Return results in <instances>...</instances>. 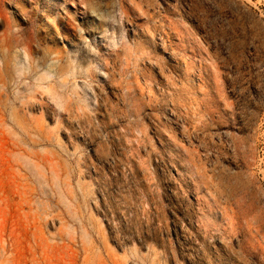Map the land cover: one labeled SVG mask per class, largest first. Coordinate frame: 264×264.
Segmentation results:
<instances>
[{
  "label": "rangeland",
  "instance_id": "obj_1",
  "mask_svg": "<svg viewBox=\"0 0 264 264\" xmlns=\"http://www.w3.org/2000/svg\"><path fill=\"white\" fill-rule=\"evenodd\" d=\"M0 264H264V0H0Z\"/></svg>",
  "mask_w": 264,
  "mask_h": 264
}]
</instances>
